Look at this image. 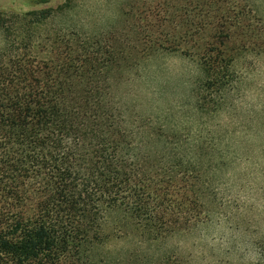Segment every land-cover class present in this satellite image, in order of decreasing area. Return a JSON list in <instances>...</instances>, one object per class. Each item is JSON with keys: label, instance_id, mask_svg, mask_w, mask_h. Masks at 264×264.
<instances>
[{"label": "trees", "instance_id": "obj_1", "mask_svg": "<svg viewBox=\"0 0 264 264\" xmlns=\"http://www.w3.org/2000/svg\"><path fill=\"white\" fill-rule=\"evenodd\" d=\"M131 11L92 37L47 30L51 8L0 13V264H107L93 251L114 208L152 240L204 219L201 170L212 159L196 141L137 140L110 73L140 55L196 47L203 60L215 54L206 64L217 73L223 53L232 51L227 67L260 53L264 26L248 0H152Z\"/></svg>", "mask_w": 264, "mask_h": 264}, {"label": "rangeland", "instance_id": "obj_2", "mask_svg": "<svg viewBox=\"0 0 264 264\" xmlns=\"http://www.w3.org/2000/svg\"><path fill=\"white\" fill-rule=\"evenodd\" d=\"M41 1L0 0V13L51 8L47 30L92 37L116 29L122 12L152 0H71L70 9L63 8L64 0ZM248 1L264 26V0ZM3 44L0 39V50ZM146 44L140 41L139 49ZM191 50L190 55L160 50L120 64L110 73V94L137 140L151 134L153 140L196 141L204 148L202 159H212L201 170L205 217L188 230L152 240L122 209H111L93 251L104 263L264 264V47L229 67L232 51L223 53L217 73L208 71L203 47ZM212 78L218 87H208Z\"/></svg>", "mask_w": 264, "mask_h": 264}]
</instances>
